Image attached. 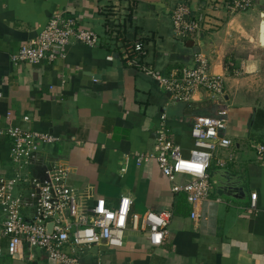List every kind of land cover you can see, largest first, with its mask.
I'll use <instances>...</instances> for the list:
<instances>
[{"label": "crops", "instance_id": "crops-1", "mask_svg": "<svg viewBox=\"0 0 264 264\" xmlns=\"http://www.w3.org/2000/svg\"><path fill=\"white\" fill-rule=\"evenodd\" d=\"M225 2L0 0V129L14 126L60 139L41 148L32 173L40 176L43 167L60 165L66 185L85 208L102 199L113 209L119 196L126 195L131 212H173L160 246H151L143 233L126 230L121 247L85 249L80 264H264V158L252 147L264 145V44L258 31L264 0H252L251 8L240 12L226 10ZM182 3L201 15L203 23L197 34L179 40L170 15ZM55 12L75 18L99 43L93 47L72 40L51 62H11V54L35 37ZM106 25L118 29L126 41L141 40L145 62L162 73L192 66L194 57L203 55L208 72L221 76L223 93L211 97L199 91L188 102L171 100L117 57ZM109 53L111 61L106 60ZM220 109L225 110L233 154L222 168L238 198L219 197L210 182L206 200L191 219V206L171 191L156 162L136 164L135 158L152 152L160 126L187 155L192 118L214 116ZM227 153L220 149L216 155ZM217 168L212 161L210 181ZM13 173L9 139L0 135V177ZM251 195L255 209L249 208ZM33 253V259L4 256L1 262L57 264L40 250Z\"/></svg>", "mask_w": 264, "mask_h": 264}, {"label": "built area", "instance_id": "built-area-1", "mask_svg": "<svg viewBox=\"0 0 264 264\" xmlns=\"http://www.w3.org/2000/svg\"><path fill=\"white\" fill-rule=\"evenodd\" d=\"M251 6L252 0H226L224 5L230 12H240ZM170 18L174 35L179 40L197 34L203 23V17L192 14L183 3L172 9ZM105 30L110 34L107 38L115 44L117 57L127 67L153 81L171 100L188 102L199 91L211 97L223 93L221 76L208 72L203 55L197 54L192 66L174 67L162 73L145 62L140 40L126 41L114 26L106 25ZM72 40L93 47L99 43L97 35L81 27L75 18L55 12L35 37L26 40L11 54L10 60L14 64L30 65L51 62L62 56L63 49ZM112 59V53L107 54L106 60ZM225 116V110L220 109L214 116L192 118L189 129L192 147L187 155L180 153L160 126L152 152L135 158L136 164L146 159L156 162L171 182V191L183 194L191 206V219L196 218L198 206L209 194L211 162L222 168L233 159L232 141L225 131ZM0 135L9 139V161L14 169L12 176L0 177V264L4 256L33 259L34 250L42 251L57 264H80V254L85 249L100 245L121 247L126 230L143 233L151 246L162 244L172 210L131 212L132 202L126 195L119 196L113 209L107 208L102 199L85 208L66 185V172L60 165L53 163L43 167L40 176L32 173L41 148L55 144L59 137L14 126L0 129ZM252 147L264 158L263 144L256 143ZM220 149L228 150L225 157L216 155ZM255 207L256 198L251 195L249 208Z\"/></svg>", "mask_w": 264, "mask_h": 264}, {"label": "water", "instance_id": "water-1", "mask_svg": "<svg viewBox=\"0 0 264 264\" xmlns=\"http://www.w3.org/2000/svg\"><path fill=\"white\" fill-rule=\"evenodd\" d=\"M260 16L262 18L260 24H259V42L261 45L264 44V12L260 13ZM93 79L96 77L93 76ZM211 178V184L215 188V192L219 197L226 198V199H236V187L233 184V181L227 176V173L224 171L223 168H217L213 171ZM216 177V179H215ZM226 178V179H224ZM224 179V180H222Z\"/></svg>", "mask_w": 264, "mask_h": 264}, {"label": "rangeland", "instance_id": "rangeland-1", "mask_svg": "<svg viewBox=\"0 0 264 264\" xmlns=\"http://www.w3.org/2000/svg\"><path fill=\"white\" fill-rule=\"evenodd\" d=\"M251 8V7H250ZM216 97V96H215ZM176 180H178V176H176V178H175Z\"/></svg>", "mask_w": 264, "mask_h": 264}, {"label": "trees", "instance_id": "trees-1", "mask_svg": "<svg viewBox=\"0 0 264 264\" xmlns=\"http://www.w3.org/2000/svg\"><path fill=\"white\" fill-rule=\"evenodd\" d=\"M128 15V14H127ZM129 16V15H128ZM141 41V40H140ZM182 196H183V194H182ZM184 197V196H183Z\"/></svg>", "mask_w": 264, "mask_h": 264}]
</instances>
